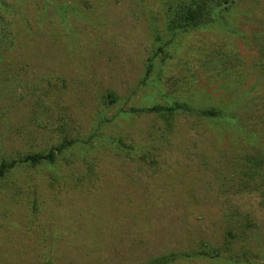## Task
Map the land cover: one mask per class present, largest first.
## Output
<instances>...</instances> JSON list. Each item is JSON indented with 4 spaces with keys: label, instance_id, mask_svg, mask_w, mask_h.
Masks as SVG:
<instances>
[{
    "label": "rangeland",
    "instance_id": "374dc122",
    "mask_svg": "<svg viewBox=\"0 0 264 264\" xmlns=\"http://www.w3.org/2000/svg\"><path fill=\"white\" fill-rule=\"evenodd\" d=\"M219 251L264 264V0H0V264Z\"/></svg>",
    "mask_w": 264,
    "mask_h": 264
},
{
    "label": "trees",
    "instance_id": "16d2710c",
    "mask_svg": "<svg viewBox=\"0 0 264 264\" xmlns=\"http://www.w3.org/2000/svg\"><path fill=\"white\" fill-rule=\"evenodd\" d=\"M200 10H193L190 7L188 8V10L186 11V13L184 14L183 18H181V21L184 22V24L186 25V23L189 22H198L199 20H201L202 18L199 17L202 14V11ZM25 160L30 161L32 163H37L38 161H43V160H49V161H54V154L53 152H51L50 154H48L47 156H43L41 154L38 155H30L29 157L25 158ZM224 252L219 251L215 258H222V260H225V264H235V262H233L232 259L230 258H225L226 256H223ZM155 264H159L158 262H156Z\"/></svg>",
    "mask_w": 264,
    "mask_h": 264
}]
</instances>
